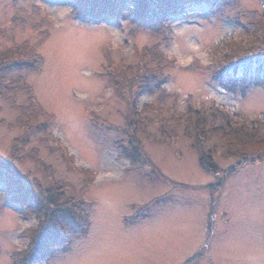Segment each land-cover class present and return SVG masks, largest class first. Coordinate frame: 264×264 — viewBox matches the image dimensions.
<instances>
[{
	"label": "rangeland",
	"instance_id": "rangeland-1",
	"mask_svg": "<svg viewBox=\"0 0 264 264\" xmlns=\"http://www.w3.org/2000/svg\"><path fill=\"white\" fill-rule=\"evenodd\" d=\"M78 1L0 0L1 54L26 41L41 55L39 66L31 63L23 45L14 57L26 56L27 64L11 62L0 72L1 85L10 89L0 90V163L10 157L14 139L23 135L18 154L22 161L14 160L22 176H13L0 164V264H12V252L30 244L29 228L38 222L34 207L50 193L48 177L74 185L77 197L91 173L85 226L75 231L76 225L71 227L62 215L67 242L61 249L45 250L40 264H184L199 250L200 256L189 264H264V157L239 165L237 156L225 157L219 148L217 174H208L190 140L180 137L162 144L153 141L157 133L148 127L150 138L138 132V153L143 155L135 158L136 142L129 139L123 116L127 105L109 80L100 77L106 57L133 64L137 49L159 43L173 61L157 84L171 110L181 113L192 103L207 110L220 105L245 118L264 114V77L249 84L242 79L239 89L231 85L234 94L223 81H215L214 56L208 51L226 34L243 36L250 27L247 17L237 12L261 11L264 0H235L231 6L224 2L217 11L204 1H181L183 10L173 9L162 18L169 41L131 29L127 9L132 0L110 1L113 11L123 12L98 21L79 16ZM44 29L47 36L40 34ZM194 64L195 70L188 68ZM143 78L140 72L133 79L138 106L154 103L161 91L153 83L144 90ZM29 90L37 107L30 103L25 114L21 105L28 104ZM19 116L38 126L25 134ZM227 168L231 170L218 187ZM64 200L66 196L57 201Z\"/></svg>",
	"mask_w": 264,
	"mask_h": 264
},
{
	"label": "trees",
	"instance_id": "trees-1",
	"mask_svg": "<svg viewBox=\"0 0 264 264\" xmlns=\"http://www.w3.org/2000/svg\"><path fill=\"white\" fill-rule=\"evenodd\" d=\"M110 1L114 0H79L78 5L75 8L76 13L83 19L87 20L91 18L93 20H101L118 16L117 12H123L117 8L114 10V5H109ZM186 0H132L133 6L127 9V12L132 15L131 23L132 28L135 32L145 31L155 37H161V40L169 41L170 38L167 36V32L162 23V18L167 12H171L173 9L176 11L183 10V2ZM194 1V0H190ZM204 1L210 3L214 10H218V7L224 3L228 5H234L235 0H195ZM81 3V4H80ZM262 10H250L243 12L238 17H247L246 23L250 27L245 31L243 36L239 34H226L216 42H212L209 46V52L211 56H214L213 65L216 68L214 72V79L216 82L225 83L227 89L234 93L235 89L230 86L239 89V85L242 79L249 84V81L253 82L259 76L264 77V2H262ZM90 17H89V16ZM237 20V17H235ZM40 26V23H36ZM43 32V33H42ZM131 33L133 31L131 30ZM40 34L47 36L48 31L42 30ZM28 48L29 58L32 60L31 63H35L38 66L41 63V55L38 53L34 46L26 45ZM41 43V39L37 42ZM28 44V43H27ZM19 46L13 45L9 47L4 55L0 52V72L3 70L2 67H6L11 62H17L21 64H27L29 59L26 56L19 58L14 57L16 54L21 53ZM18 49V50H17ZM24 49V48H23ZM25 53L28 52L26 49ZM23 53V51H22ZM136 63L126 64L124 60L117 62L111 57H106V62L101 65L100 74L101 78L109 80L108 83L114 87L116 94L120 99L126 103L123 116L127 126L125 128L129 131V139L135 140V158L142 157L141 144L138 143V139L142 137L138 135H144L147 139L150 138L152 133L148 130V127L155 129L157 137H153V141L160 142L162 144H170L175 142L180 137L186 138L192 142V146L198 149L199 164L208 174H217L218 165L215 158L218 149H222V154L225 157L237 156L239 158V165L245 161H252L264 157V114H259L255 118H245L240 116L236 111L227 110L221 108L220 105H212L208 110L204 107H195L194 105H188L184 107L181 113L176 112V109L169 108L164 101L162 96L163 88L157 84L160 79L164 78L168 74V70L173 68V61L169 60L163 50L160 48V44L156 43L149 47L144 45L141 49L135 51ZM153 64V66L151 65ZM30 65V64H28ZM195 65V64H194ZM192 67L188 66L189 69L195 70L198 67L197 64ZM144 73V80L142 88L148 92V86L154 84L155 90L158 91L156 100L146 101L140 106L136 104L137 92L133 93V87L135 81L133 80L135 75ZM158 73V77L153 76V73ZM230 76V80H229ZM227 80V81H226ZM249 80V81H248ZM140 81V80H139ZM132 84V85H131ZM123 87L124 89H122ZM127 87V88H126ZM130 87L129 91H126ZM224 87V86H223ZM10 90L6 85L0 81V90ZM244 90V89H243ZM240 91V94H245L246 90ZM34 91H30L27 94L29 97L27 105H21V112L25 114L29 112L30 103L33 104L35 110L37 103L33 97ZM151 93V91H150ZM235 94V93H234ZM34 100V102H33ZM158 101L160 103H158ZM24 108L22 109V106ZM39 108V105H38ZM170 114H165V111H170ZM164 111V114L162 113ZM37 113L42 112L39 108ZM93 114V112H91ZM32 114V113H31ZM163 114V116H162ZM36 113L33 112L35 117ZM24 116H19L20 127L25 128L26 131L32 130L38 126L37 123L31 125L26 124ZM92 121H97V118H92ZM98 122V121H97ZM107 122V121H106ZM48 124H45V126ZM111 127L110 124H106ZM116 126V125H115ZM181 129V130H179ZM123 131V129H122ZM47 133V127L43 131ZM24 134V136H26ZM23 135L20 134V138ZM14 139V148L11 151L10 157L5 163H0L4 166L10 174L20 178L22 175L16 169L14 160L19 159L22 161V156L18 155L23 149L21 147L22 139ZM155 139V140H154ZM213 141L208 147H205L208 141ZM172 144V143H171ZM140 150V151H138ZM221 154V155H222ZM220 155V153L218 154ZM137 156V157H136ZM144 157L147 159L148 164L156 169L160 174L159 169L153 164V161L147 157L144 153ZM33 158V156H32ZM134 158V159H135ZM231 168H227L224 171L222 178L219 179L218 187L222 185L224 177L229 173ZM91 178L88 176V180H85L81 188L80 194L75 197V187L71 183L55 178L50 175V189L49 196L45 197L42 202H38L34 207L36 208V217H38L37 225L29 228L30 244L24 249H20L12 252L11 258H13L12 264H40L42 257L46 255L45 250L62 248V242L67 239L64 235V230L60 226L61 216L64 215L66 220L70 222V226L77 229H82L85 226L87 215L85 211V203L87 200V185L86 183L91 182ZM160 176V175H159ZM164 178V176H162ZM183 185V184H182ZM181 185V186H182ZM210 191H214L216 188L212 183L207 185ZM206 188V186H205ZM70 190L71 195H67ZM66 196L67 200L57 201L58 198ZM34 212V211H33ZM76 219L79 221L76 222ZM62 240L58 243L57 240ZM209 242V234L206 235V242L203 245L205 249ZM202 250L195 252L184 264H189L195 258L200 256Z\"/></svg>",
	"mask_w": 264,
	"mask_h": 264
}]
</instances>
